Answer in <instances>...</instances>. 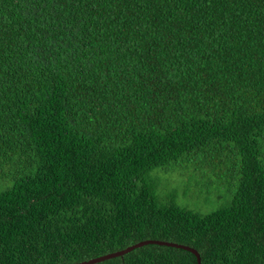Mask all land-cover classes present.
Instances as JSON below:
<instances>
[{"label": "trees", "instance_id": "trees-1", "mask_svg": "<svg viewBox=\"0 0 264 264\" xmlns=\"http://www.w3.org/2000/svg\"><path fill=\"white\" fill-rule=\"evenodd\" d=\"M214 184L227 206L189 207ZM143 240L264 264V0H0V264Z\"/></svg>", "mask_w": 264, "mask_h": 264}, {"label": "rangeland", "instance_id": "rangeland-1", "mask_svg": "<svg viewBox=\"0 0 264 264\" xmlns=\"http://www.w3.org/2000/svg\"><path fill=\"white\" fill-rule=\"evenodd\" d=\"M182 179L185 180L186 179L185 176L179 178L178 181L176 180L171 182L170 188L175 189L178 193H180L181 192L180 181ZM198 193H199V189L197 190L196 193L193 192V194L190 197L187 196L186 198H189V202H188L189 207L197 210L203 215H207L212 211L227 206L231 199V193L227 190V188L217 184L211 185V192L205 191L199 197H197Z\"/></svg>", "mask_w": 264, "mask_h": 264}, {"label": "water", "instance_id": "water-1", "mask_svg": "<svg viewBox=\"0 0 264 264\" xmlns=\"http://www.w3.org/2000/svg\"><path fill=\"white\" fill-rule=\"evenodd\" d=\"M145 245L146 246H152V245L165 246V247L179 248V249H182L184 251H188L189 253H191L193 256L196 257L197 264H200L199 254L194 249H191V248H188V247H185V246H181V245H177V244H173V243H164V242L146 241V240L136 242V243H134L132 245L127 246L126 248L122 249L121 251H118V252L113 253L111 255L110 254L109 255H104V256L95 258L93 260H90L89 262L82 263V264H95V263H98V262H102L104 260H108V259L113 258V257L123 256V255L128 254L131 251H133L135 249H138V248H141V247H143Z\"/></svg>", "mask_w": 264, "mask_h": 264}, {"label": "clouds", "instance_id": "clouds-1", "mask_svg": "<svg viewBox=\"0 0 264 264\" xmlns=\"http://www.w3.org/2000/svg\"><path fill=\"white\" fill-rule=\"evenodd\" d=\"M134 244V243H133ZM132 245V244H131ZM195 257V256H194ZM199 257H200V255H199ZM196 258V257H195ZM90 260H93V259H90ZM90 260H88V261H84V262H80V263H76V264H82V263H86V262H89ZM196 264H197V260H196ZM200 264H201V259H200Z\"/></svg>", "mask_w": 264, "mask_h": 264}]
</instances>
